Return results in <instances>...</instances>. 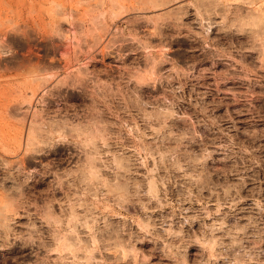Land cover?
Here are the masks:
<instances>
[{
	"label": "rangeland",
	"instance_id": "374dc122",
	"mask_svg": "<svg viewBox=\"0 0 264 264\" xmlns=\"http://www.w3.org/2000/svg\"><path fill=\"white\" fill-rule=\"evenodd\" d=\"M137 2L0 0V158L18 157L31 174L24 196L32 205L31 216L22 212L6 227L0 217V264H140L155 244L142 238L139 223H162L168 213L141 207L146 193L159 192L163 172L153 157L193 124L208 138L216 121L234 138L221 156L251 166L243 147L264 160L260 30L234 35L213 26V48L206 50L173 21L149 19L159 9L133 8ZM250 2L255 12L264 0ZM129 32L143 47L133 46ZM192 65L196 78L183 80L180 99L152 80L154 71ZM29 134L34 151L23 154ZM184 144L200 147L197 138ZM247 175L244 199L225 209L229 222L260 218L254 205L264 203V167ZM5 196L11 193L0 190ZM188 252L195 258L198 248Z\"/></svg>",
	"mask_w": 264,
	"mask_h": 264
},
{
	"label": "clouds",
	"instance_id": "9594fccd",
	"mask_svg": "<svg viewBox=\"0 0 264 264\" xmlns=\"http://www.w3.org/2000/svg\"><path fill=\"white\" fill-rule=\"evenodd\" d=\"M133 8L159 9V15L149 19L173 21L177 29H184L191 37L202 41L206 50L213 48L209 39L213 26H218L221 31L234 29V35L259 29L262 37L257 44L261 51L260 68L264 69V2L255 12L252 10L257 6L250 0H138ZM189 16L192 18L186 22L185 18ZM253 16L257 17L256 21H252ZM128 39L133 46L143 47L136 33L129 32ZM0 46H3V41H0ZM188 77L196 78L194 65L187 69L172 67L166 72L154 71L152 80L160 82L174 99H180L177 94L183 92V80ZM176 80L181 83L174 86ZM212 125L214 127L210 126L208 132L213 135L206 138L196 131L193 124L191 131L185 133L173 147L157 151L153 157L163 172V175L157 172L159 192L153 188L146 193L150 199L141 207L146 212L159 210L163 213L164 209H168V213L162 223H139L140 231L145 234L142 238L151 239L155 244L153 252L143 257L140 264H149L152 255L160 257V264H264V203L254 205L261 214L260 218L243 224L238 220L229 222V214L225 212V209H234L244 199L240 190L249 179L247 173L251 168L264 167V160H258L248 148L243 147L241 150L248 153L251 166L237 164L227 154L221 156L224 149L235 143L234 138L218 122L212 121ZM152 131L155 133L160 129L153 128ZM193 138H197L199 143L198 151L190 150L184 144V140L191 143ZM33 144L29 134L21 152L27 154L34 151ZM148 155L151 156V153ZM230 159L232 164L228 166ZM218 164L225 166L218 167ZM27 175L31 174L25 172L18 157L11 163L0 158V190L11 193V196L0 198V217L4 218L5 227L22 212L32 215L28 212L32 205L24 196ZM229 177L233 179L229 180ZM172 189H175L174 197ZM29 228L35 239H39L37 226L30 224ZM27 239L35 242L33 234H29ZM192 246H196L198 252L195 258L190 259L188 249Z\"/></svg>",
	"mask_w": 264,
	"mask_h": 264
},
{
	"label": "bare ground",
	"instance_id": "6f19581e",
	"mask_svg": "<svg viewBox=\"0 0 264 264\" xmlns=\"http://www.w3.org/2000/svg\"><path fill=\"white\" fill-rule=\"evenodd\" d=\"M70 244V243H69ZM71 244H73V243H71Z\"/></svg>",
	"mask_w": 264,
	"mask_h": 264
}]
</instances>
